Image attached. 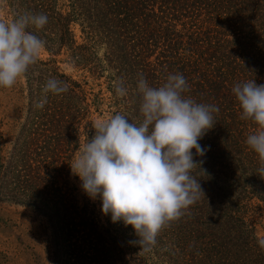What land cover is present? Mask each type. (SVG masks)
<instances>
[{
    "label": "trees",
    "instance_id": "16d2710c",
    "mask_svg": "<svg viewBox=\"0 0 264 264\" xmlns=\"http://www.w3.org/2000/svg\"><path fill=\"white\" fill-rule=\"evenodd\" d=\"M0 9L9 22L46 14L43 29L27 31L49 55L25 76V119L10 153L0 154V231L9 228L6 206H20L49 225L48 264H264V238L251 219L264 206V178L245 143L256 126L240 119L232 92L248 80L264 84V0H0ZM59 57L83 78L67 74ZM175 73L187 79V95L219 108L215 127L199 141L210 150L203 158L193 150L197 162L204 160L206 174L193 175L205 197L161 232L152 251L139 254L135 230L104 221L98 203L80 195L69 164L94 136L97 117L120 113L139 122L141 74L158 87ZM48 77L69 90L35 108ZM120 79L128 89L123 97L114 90Z\"/></svg>",
    "mask_w": 264,
    "mask_h": 264
},
{
    "label": "clouds",
    "instance_id": "9594fccd",
    "mask_svg": "<svg viewBox=\"0 0 264 264\" xmlns=\"http://www.w3.org/2000/svg\"><path fill=\"white\" fill-rule=\"evenodd\" d=\"M47 23L44 13L0 20V88L11 89L37 65L45 43L27 29L40 30ZM68 90L66 82L48 77L34 107L43 109L49 95ZM114 90L119 97L128 94L123 79L114 83ZM137 91L139 122L117 113L92 124L94 136L80 144L69 166L85 194L102 201V213L110 215L112 223L122 221L135 230L139 240L131 243L141 247V254L152 251L161 232L205 197L193 175L197 169L206 174L204 160L197 162L195 157L203 158L210 150L199 141L215 127L213 114L219 108L187 95L190 86L182 73L168 74L158 87L141 74ZM232 92L242 109L240 119L256 126L245 143L258 155V173L264 178V84L248 80ZM258 243L264 248V239Z\"/></svg>",
    "mask_w": 264,
    "mask_h": 264
},
{
    "label": "rangeland",
    "instance_id": "374dc122",
    "mask_svg": "<svg viewBox=\"0 0 264 264\" xmlns=\"http://www.w3.org/2000/svg\"><path fill=\"white\" fill-rule=\"evenodd\" d=\"M66 0H62L64 2ZM0 20L5 21V14L0 9ZM75 32L80 35L79 26L75 27ZM48 53L43 49L40 59H47ZM61 68L76 79H82L83 75L72 65L66 62V57L58 58ZM90 81L89 88H93L98 93L99 88ZM27 110L26 79H20L11 89L0 88V154L7 156L15 142L17 134L24 122ZM104 111L107 108L104 107ZM111 115L106 112L103 116L96 118V122L107 119ZM79 187L80 195L86 196L81 188V181H73ZM94 202L98 203V209L104 221L112 223L111 216L102 213V201L98 198ZM6 220L9 228L0 231V264H48L49 256L47 251L50 248L51 232L49 225L43 217L35 214L28 208L20 206H6ZM251 219L256 226L259 237L264 238V206L252 212ZM5 220V221H6ZM118 223H112L119 229ZM8 256L9 261H5Z\"/></svg>",
    "mask_w": 264,
    "mask_h": 264
}]
</instances>
